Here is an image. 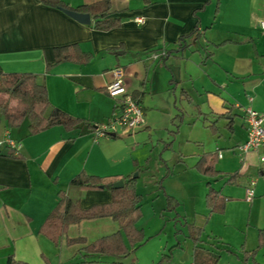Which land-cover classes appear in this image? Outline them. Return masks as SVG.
I'll list each match as a JSON object with an SVG mask.
<instances>
[{
	"label": "crops",
	"instance_id": "crops-1",
	"mask_svg": "<svg viewBox=\"0 0 264 264\" xmlns=\"http://www.w3.org/2000/svg\"><path fill=\"white\" fill-rule=\"evenodd\" d=\"M63 1L76 7L95 0ZM110 2L112 16L120 17L121 24L111 30H98L91 26V18L89 23L80 22L69 12L40 0H0V74H36L37 81L46 86L51 105L86 122L70 130L56 125L30 134L28 121L12 128L6 126L0 114V264H6L9 255L30 264H78L80 245H67L65 239L84 236L92 241L100 237L97 235H106L100 234L102 231L114 232L116 222L104 217L71 224L60 243L54 244L39 232V228L56 205L58 192L63 190L78 198L82 207L109 202L110 189L79 191L69 182L80 171L102 177L135 172L140 175L148 160L145 157H150L147 150L154 151L152 147L148 149V142L152 139L163 143L165 140L156 137L157 131L170 136L159 148L164 175L166 169L170 174L163 153L173 148L177 137L171 133L175 128L173 118L182 114L180 130L184 115L180 106L172 103L163 91L169 89L175 94L182 82L181 70L173 63V58L185 51H191L194 56L197 50L191 47L192 39H203L205 43V59L198 62L204 68L201 81L206 88L201 87L219 99L216 108L206 113L211 116V123L215 122V133L209 128L211 123L206 127L219 137L213 150L198 153L197 159L205 152L217 154L214 166L219 173L209 176L213 181L206 182V192L209 182L221 192L225 201L221 212H209L191 225L202 229L201 241L206 230L210 231L208 239L214 242L213 237H220L221 243L231 244L227 236L231 232L238 239V252L231 257L209 245L213 241L207 240L204 247L219 253L218 264H264V247L258 250L255 261L243 258L244 251L257 247L259 231H264V164L259 161L257 151L240 149L247 137L244 110L250 107L264 112V29L260 27V22L264 21V0ZM136 17L142 20L136 22ZM70 44H77L91 53L92 59L81 64L55 63L54 48ZM163 48L170 52L166 59L152 60L149 51ZM195 60L197 63L199 59ZM156 62L161 64L155 66ZM48 64L52 66L47 68ZM150 66L153 74H149ZM209 66H216L215 72L209 70ZM116 68L123 70L126 90L131 94L135 92L143 107L144 126L128 132L118 130L114 136L111 133L96 137L97 125L115 113L116 101L108 95L106 86L113 80L112 70ZM156 70L159 72L157 78ZM192 78L191 74L187 76V79ZM158 81L164 82L161 89ZM179 98L189 101L188 89L181 88ZM235 98L241 100L229 104L231 100L228 99ZM237 117L239 123H236ZM221 121H225L222 126L230 133L225 138V146L219 143L223 135ZM11 149L15 156L7 154ZM232 175H235L233 180L226 182ZM251 180H255L254 197L247 201L246 187ZM161 190L163 195L167 194L164 186ZM242 203L247 207L245 213L241 211ZM206 208L209 210L207 204ZM213 219L221 224L222 231L214 230L213 223L209 226ZM83 222H91L96 229L91 239L79 229ZM94 259L87 264L103 260L102 256Z\"/></svg>",
	"mask_w": 264,
	"mask_h": 264
},
{
	"label": "trees",
	"instance_id": "trees-1",
	"mask_svg": "<svg viewBox=\"0 0 264 264\" xmlns=\"http://www.w3.org/2000/svg\"><path fill=\"white\" fill-rule=\"evenodd\" d=\"M42 3L70 10L79 13H88L91 18V26L98 30H111L121 24V18L112 16V6L110 0H95L91 3H83L76 7L68 6L63 0H40ZM216 6V11L218 10ZM180 39V41H182ZM163 51L159 60L164 61L169 50L152 49L149 52L156 53ZM55 63L71 61L75 63H87L92 59V54L83 51L77 44L63 45L54 48ZM52 66L48 64L47 68ZM133 97L138 100L136 93ZM138 102H140L138 100ZM0 114L3 116L8 127H18L25 120L28 121L30 134H36L52 126L61 125L70 130L86 123L84 119L70 115L62 109L51 105L48 98L46 86L37 81V75L31 72H4L0 74ZM182 114H177L174 118V130L171 133L177 134ZM96 125H91L95 128ZM215 133V122L209 125ZM10 156H15L11 149L7 152ZM215 152H205L201 154L194 167L204 175L215 176L219 173L215 169ZM169 170L159 181V188L163 189L162 180L167 177ZM232 175L226 182L233 180ZM122 180L123 186L110 189L111 200L105 203L93 204L89 207H82L79 199L70 196L63 190L58 192L59 199L54 208L49 212L44 222L39 228V232L49 238L54 244H59L63 235L67 232L71 224H78L84 220H92L108 217L117 223L118 229L106 235H102L92 241H88L84 236L67 237V245H80L77 249L78 264L94 262L95 256H111L116 258L126 257L136 249L144 240L143 229L138 227L137 222L142 216L141 195L137 192V177L134 173L125 176H97L86 171H80L69 182V185L79 191L99 190L108 188L115 181ZM208 190L205 195L206 204L210 212H221L224 207L225 197L219 190L214 189L208 182ZM109 189V188H108ZM168 202V209L175 208L176 200L172 196L165 194ZM189 236L196 244L193 249L192 264H218L219 253L200 246L199 236L202 229L188 225ZM259 241L255 249L244 251L243 258L255 261L258 250L264 247V231H259ZM170 253L164 254L157 264H161L164 258H169ZM6 264H30L17 260L13 255H9Z\"/></svg>",
	"mask_w": 264,
	"mask_h": 264
},
{
	"label": "rangeland",
	"instance_id": "rangeland-1",
	"mask_svg": "<svg viewBox=\"0 0 264 264\" xmlns=\"http://www.w3.org/2000/svg\"><path fill=\"white\" fill-rule=\"evenodd\" d=\"M191 43V47L197 50L194 56H191V51H185L184 54L182 53L183 55L173 58L175 59L173 63L177 64L181 70L182 82L177 86L175 94L169 89L163 91L169 95V100L171 99L172 103L176 102V104L180 106V111L184 115V123L172 143L173 148L163 153V159L167 161L170 174L167 178L162 180V184L167 194L175 198V208H167L168 202L166 201V196L163 195L162 190L159 188V181L163 177L165 171L164 163L159 157L161 153L159 148L163 146L164 142L170 139V136L165 134V132L160 133L157 131L158 135H156V137L165 138V140L162 141L163 143H158L156 140L152 139L148 142V149L152 147L154 151L149 153L147 150L150 157H145V159L148 158V160L141 168L142 173L137 176L138 186L136 185V189L141 195L140 204L142 209V216L138 220L137 225L143 229L144 240L126 257L115 258L111 256H102V262L95 264H157L160 258L168 252H171L170 257L164 258L161 264H192V254L196 244L189 236L188 225L198 222L204 216H208L210 211L207 210L205 204L206 182L213 181L211 177L203 176L198 173L194 168V164L197 159V154L202 151L213 150L215 141H217L219 137H217V134L213 135L206 127L207 124L213 121L211 116L206 113L216 108L215 105L219 99L217 96H213V94L210 95L205 91L206 89H202L201 87V85H203L206 88L205 83L201 81V78H203L201 71L204 70V68H202L198 62L205 59V43L203 39H192ZM195 59H199L197 63L193 61ZM160 64L161 62L154 63L155 66H159ZM149 68L150 74L152 73L150 72L152 71V67L150 66ZM209 70L215 72L216 66H209ZM174 72L175 75L178 76L177 71ZM165 73L167 74L166 71ZM189 74L193 77L191 80L187 79ZM155 75L156 78L159 77V72L157 71ZM162 84H164V82L158 81L157 85L159 89L162 88ZM181 88L188 89L191 95L189 101L193 103H190L186 99L179 98V91ZM228 100H231L229 104L232 105L237 100L241 99L235 98ZM203 116L209 117L203 119ZM193 120L195 123H192ZM239 122L240 120L237 117L236 123ZM224 123L225 121L219 123L220 132L223 134L221 135L222 138L220 136L221 139L219 143L223 146L227 145L225 138L230 135L227 129L222 126ZM244 203L246 202L244 201ZM242 207L243 209L241 211L245 213L247 207L243 203ZM90 223L91 222H83L79 228L89 239L94 236L96 230ZM211 223H213L214 230H223L221 224L218 223L217 220L213 219L210 221L209 226ZM115 225L116 228L114 231L118 228L116 223ZM110 232L112 231H107L106 233L102 231L100 234H107ZM208 233H210L209 230L203 233L201 237L202 241L199 243L200 246L204 247L206 242H209L207 240H211L210 238L208 239ZM231 234H233V232L227 235L232 242L231 244H226L224 241L221 243L220 240L222 239L220 237H213L216 241L214 242L211 240L210 242H213L209 245L214 248H219L218 250L223 252L222 254L225 256H236L238 252V245H236V242H238V239ZM98 236L101 235H97L96 237Z\"/></svg>",
	"mask_w": 264,
	"mask_h": 264
},
{
	"label": "built area",
	"instance_id": "built-area-1",
	"mask_svg": "<svg viewBox=\"0 0 264 264\" xmlns=\"http://www.w3.org/2000/svg\"><path fill=\"white\" fill-rule=\"evenodd\" d=\"M140 22V17L135 18ZM264 29V21L260 22ZM163 51L152 53L151 59L159 61ZM113 80L106 86V92L115 99V113L105 122L97 125L95 136L116 134L118 130L134 131L144 126V111L142 105L126 90L124 72L116 68L112 70ZM244 121L247 137L240 146L243 152L257 151L259 161L264 164V112H259L250 107L244 110ZM2 141H0V145ZM221 154L219 153V157ZM255 180H251L246 187V199L250 201L254 197Z\"/></svg>",
	"mask_w": 264,
	"mask_h": 264
},
{
	"label": "water",
	"instance_id": "water-1",
	"mask_svg": "<svg viewBox=\"0 0 264 264\" xmlns=\"http://www.w3.org/2000/svg\"><path fill=\"white\" fill-rule=\"evenodd\" d=\"M63 10H65V9H63ZM65 11L72 14L80 22H83V23H89L90 22V15L88 13H79V12H74V11H70V10H65ZM116 52L121 53V51H116ZM111 135L114 136L113 133ZM134 176L137 177L138 173H135ZM122 186H123V181L118 180V181H115L114 183H112L111 185H108V188L113 189V188H120Z\"/></svg>",
	"mask_w": 264,
	"mask_h": 264
}]
</instances>
